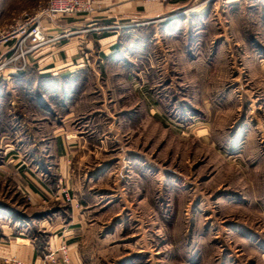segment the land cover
I'll list each match as a JSON object with an SVG mask.
<instances>
[{"label":"rangeland","instance_id":"obj_1","mask_svg":"<svg viewBox=\"0 0 264 264\" xmlns=\"http://www.w3.org/2000/svg\"><path fill=\"white\" fill-rule=\"evenodd\" d=\"M44 1L0 0V27ZM177 5L130 36L125 20L104 23L144 56L125 77L107 65L82 97L100 113L101 139L80 194L88 264H264V0H211L204 16ZM2 98L0 128L12 112ZM26 206L0 177V212L19 211L42 258L51 249Z\"/></svg>","mask_w":264,"mask_h":264},{"label":"crops","instance_id":"obj_2","mask_svg":"<svg viewBox=\"0 0 264 264\" xmlns=\"http://www.w3.org/2000/svg\"><path fill=\"white\" fill-rule=\"evenodd\" d=\"M181 1L166 0L162 6L140 0H99L86 14L46 19L43 29L50 40L26 52V69L14 71L10 64L0 68L3 103L12 109L10 118L4 121L6 127L4 124L0 128V177L13 180L14 187L26 197L28 214L46 235V251L65 244L66 264L89 263L84 256V232L91 222L88 223L87 203L82 204L85 199L80 194H86L91 187L87 181L88 167H92L100 153L97 148L101 139L92 133L99 128L100 113L82 97L90 92L93 80L101 77L99 72H105L107 65L114 68L111 73L115 77H125L143 68L138 63L144 56L143 43L136 45L140 56L130 54L126 46L132 39L120 40L119 30L110 26L107 29L104 23L125 20L129 24L125 34L133 30L131 26L142 31L143 26L149 28L147 21L153 23L155 17L181 7L177 5ZM189 1L198 5L197 11L189 14L204 16L206 3L211 0ZM129 33L128 36L135 32ZM12 50L13 44L2 47L0 62ZM18 89L25 96L30 93L28 103ZM128 124L133 126L132 121ZM26 141L30 143L29 149L20 150L21 143ZM129 158L132 166V156ZM65 188L74 191L75 197L79 194L78 199L64 203ZM5 209L0 212V264L11 257L39 260L35 236L21 230V214L16 209ZM53 264L64 263L59 260Z\"/></svg>","mask_w":264,"mask_h":264},{"label":"built area","instance_id":"obj_3","mask_svg":"<svg viewBox=\"0 0 264 264\" xmlns=\"http://www.w3.org/2000/svg\"><path fill=\"white\" fill-rule=\"evenodd\" d=\"M97 0H45L36 5L31 11L23 12L19 17L0 27V49L13 44L12 52L0 62V68L10 64L14 71L22 70L26 65L25 54L27 51L47 43L50 39L43 29V21L52 17L66 16L74 13H85L93 8ZM161 1V0H155ZM63 197L70 201L63 190ZM54 252L60 254L59 258L67 263L65 244L45 253L39 260L9 259L10 264H53Z\"/></svg>","mask_w":264,"mask_h":264},{"label":"trees","instance_id":"obj_4","mask_svg":"<svg viewBox=\"0 0 264 264\" xmlns=\"http://www.w3.org/2000/svg\"><path fill=\"white\" fill-rule=\"evenodd\" d=\"M26 68H24L23 70H25Z\"/></svg>","mask_w":264,"mask_h":264}]
</instances>
